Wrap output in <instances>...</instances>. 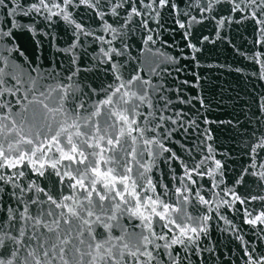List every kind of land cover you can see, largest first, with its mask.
<instances>
[{
  "label": "snow or ice",
  "instance_id": "6c2138e0",
  "mask_svg": "<svg viewBox=\"0 0 264 264\" xmlns=\"http://www.w3.org/2000/svg\"><path fill=\"white\" fill-rule=\"evenodd\" d=\"M0 264H264V0H0Z\"/></svg>",
  "mask_w": 264,
  "mask_h": 264
},
{
  "label": "water",
  "instance_id": "95a60500",
  "mask_svg": "<svg viewBox=\"0 0 264 264\" xmlns=\"http://www.w3.org/2000/svg\"><path fill=\"white\" fill-rule=\"evenodd\" d=\"M212 55L215 56L216 53H212ZM226 58H227V60L230 62V61H231V54H230L228 51H226V50L221 46L220 49H219V62H220V63H225V62H226ZM213 79H214V82H215V83H217V84H223L224 87H227V83H225V81H227L228 83H231L232 86H233L234 88H237L238 90H239L240 87H244V85H242V84H238V83L233 79V77H231V76H227V73H226V72H225V73H215ZM256 87H257V88H260L261 85H260V84H257ZM251 88H252V85H251V84L247 85V89H251ZM231 95H232V96H235L236 93H235V92H232ZM240 95L242 96V98H243L244 100H248V99H249V97L245 96L242 92L240 93ZM209 99L211 100V105H212L213 109H216V104L219 102L220 97H219V96H215V97H213V96L211 95V93H209ZM225 102H226V103H229V104L232 103V101L227 100V97L225 98ZM229 110H230V109H229ZM216 111L219 112V111H221V110L216 109ZM222 226H223V225H222Z\"/></svg>",
  "mask_w": 264,
  "mask_h": 264
}]
</instances>
